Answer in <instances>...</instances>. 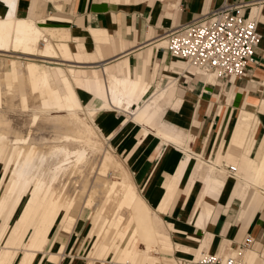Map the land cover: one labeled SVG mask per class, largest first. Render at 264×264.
<instances>
[{"label": "bare ground", "instance_id": "bare-ground-1", "mask_svg": "<svg viewBox=\"0 0 264 264\" xmlns=\"http://www.w3.org/2000/svg\"><path fill=\"white\" fill-rule=\"evenodd\" d=\"M22 1L9 0V3L21 7ZM12 14L0 18V156L3 158L12 148L0 181V246L3 244L0 264H14L20 250L23 255L17 264H35L43 249L53 245L52 231L58 218L69 220L70 216L71 224L74 223L72 210L84 204L92 207L95 213L102 212L99 225L103 232L106 231L117 200L124 210L116 223L110 248L122 241L117 252L120 263L174 264L176 248L169 236L154 234L146 224L145 202L128 172H123L121 177L110 175V168L122 170L123 167L112 149L106 146L111 141L119 149L127 132L135 128L146 131L145 125L152 126L165 141L181 145V136L172 125H158L161 104L177 91V81L168 76L164 86L152 90L157 75L146 74L147 62H140L138 79L131 77L127 60L123 66L126 75L122 79L110 75L106 79L96 66L89 72L72 64L65 67L62 61L87 63L97 60L83 53L71 42L69 31L59 26L71 20L54 13L47 18L35 16L34 20ZM168 38L159 42L164 50ZM148 54L150 56L151 52ZM52 67L59 69L65 90L53 88L50 82ZM176 67L197 75L185 61H172L165 70L175 71ZM206 79L211 84L218 81L212 74ZM80 92L89 94L91 101L84 104ZM116 109L117 115L106 126H97L95 120L100 115ZM116 125H122L118 133L114 131ZM259 125L256 114L243 110L234 127L221 130L222 133L234 131L231 146L238 148V156H227L238 166V177H233L237 176L235 166L234 170L226 171L225 174L233 176L229 175L225 182L211 176L218 170L214 161L208 163L200 158L198 167L209 165L210 189H217L218 184L224 183L229 192L238 189L244 214L253 216L258 212L264 217V153L260 155L264 152V135ZM191 159L187 153L180 173ZM106 198L110 203L103 208L102 200ZM44 201L46 216L43 218ZM133 224L137 229L127 240L124 231ZM142 226L145 232L140 235ZM30 230L33 233L25 243ZM139 238L143 240L140 248L136 246ZM263 247L257 242L252 249L244 248L240 253L243 257L246 255L244 260L248 264H264ZM152 248L162 255L150 254ZM60 250L63 252L64 247ZM59 263L56 255L47 259V264Z\"/></svg>", "mask_w": 264, "mask_h": 264}, {"label": "crops", "instance_id": "crops-1", "mask_svg": "<svg viewBox=\"0 0 264 264\" xmlns=\"http://www.w3.org/2000/svg\"><path fill=\"white\" fill-rule=\"evenodd\" d=\"M224 2L239 3L245 16L251 14L259 21L261 41L256 51L258 63L251 64L247 75L235 81L220 79L211 84L207 82L206 76H188L185 80L182 79V88L178 87L175 93L163 100L161 117L158 120V125H172L181 136V145L165 141L160 134L155 133L152 126L145 125L146 131L140 132L141 130L135 128L127 132L120 141L119 149L111 146V141L106 146L108 150L112 149L123 167L122 170L110 168V175L121 177L123 172H128L130 181L145 202L146 224L151 231L156 235L169 236L176 248L175 253L182 256L195 255L196 258L202 255L203 249L220 255L236 254L233 247L247 235L256 238L264 236L263 215H258V212L253 216L244 214L238 189L229 192L226 183L218 184L217 189H210L209 165L198 167L200 158L208 163L214 161L218 170L211 176L215 180L225 182L229 175L233 176L225 174L228 169L225 160H221V154L226 155L224 150L231 147L234 131L222 133L221 130L228 126L234 127L243 110L256 114L259 130L264 135V0H23L21 7L15 3L10 4L9 0H0V18H7L11 12L16 17L28 20L30 17L34 20L35 16L47 18L54 14L69 18L70 22L61 23L59 26L69 31L71 42L77 44L83 53L93 55L97 60L87 63L62 61L63 65L66 67L72 64L75 68L80 66L88 72L91 67L96 66L106 79L107 75L124 78L125 60L133 79L139 77L140 62L148 63L146 74L157 75L159 63H162V50L165 51L159 42L168 37L165 35L177 26L219 9ZM148 52H151L150 56ZM171 62L168 60L164 67ZM50 70L53 88L65 90L59 69L52 67ZM76 90L78 91L77 86ZM80 96L84 104L91 101V96L87 93L80 92ZM116 111L117 109L100 115L95 120L97 126H106L117 115ZM124 113L131 116L126 111ZM102 121V124L97 123ZM121 128L122 125H116L114 131L118 133ZM10 152L12 148L8 149L3 158L0 156V181ZM187 153L192 159L180 173ZM227 153L238 156V148L233 147ZM263 153L260 152V155ZM220 162L225 163L224 167L219 166ZM232 165L237 168V176L233 177H238V166L235 163ZM102 202L104 208L110 200L106 198ZM123 210L120 200H117L114 213L110 215L111 224L104 232L99 225L102 212L95 213L92 207L85 204L72 210L71 215L75 217L72 224L70 216L69 220H63L60 216L53 227L51 240L54 241L62 230L71 233L76 226L74 236L68 242L65 240L58 245L60 253L67 249L71 251L69 257L60 262L90 264L92 261V264H96L94 261L99 260L100 264H124L120 263L117 254L122 247V241L119 240L110 248L116 234V223ZM75 211L78 213L75 214ZM91 211L95 213L94 216ZM45 216L46 201L42 210V217ZM89 218L93 221L89 238L94 239L87 262V257H84L86 253L78 250H81L83 228ZM143 228L145 227L142 226L139 230L140 235L145 232ZM136 229V224L125 229L127 240ZM32 233L33 230H30L25 243H28ZM99 240L101 241L96 249ZM257 242L264 246L263 242L256 241L255 244ZM142 243L143 240L139 238L136 246L140 248ZM62 246L63 252L60 250ZM50 248V245L48 249L44 248L42 253L47 254ZM263 250L264 247L262 253ZM149 253L162 255V252L154 248ZM175 253L173 257L176 259ZM58 254L51 252L45 256L48 260L52 255L60 259Z\"/></svg>", "mask_w": 264, "mask_h": 264}, {"label": "built area", "instance_id": "built-area-1", "mask_svg": "<svg viewBox=\"0 0 264 264\" xmlns=\"http://www.w3.org/2000/svg\"><path fill=\"white\" fill-rule=\"evenodd\" d=\"M239 6L226 5L202 15L168 35L165 51L196 70L199 76L215 75L217 80L235 81L247 75L248 67L258 63L256 51L261 35L258 20L247 17ZM234 170V168H232ZM251 247V242L246 243ZM223 257L202 252L199 258L174 264H248L240 256Z\"/></svg>", "mask_w": 264, "mask_h": 264}, {"label": "rangeland", "instance_id": "rangeland-1", "mask_svg": "<svg viewBox=\"0 0 264 264\" xmlns=\"http://www.w3.org/2000/svg\"><path fill=\"white\" fill-rule=\"evenodd\" d=\"M226 5H232V6H239L240 4L238 3V4H236V3H229V2H224V4L219 8V9H216V10H213V11H211V12H207V13H205V14H202V15H209V14H212V13H214V12H216V11H218V10H220L222 7H224V6H226ZM3 14V13H2ZM201 15V16H202ZM201 16H199L198 18H196V19H194L193 21H191V22H188V23H185V24H182V25H180V26H177V27H175V28H173L172 30H170L165 36H168L170 33H172V32H174V31H176V30H178L180 27H182L183 25H186V24H190V23H192V22H194V21H196L197 19H199ZM249 16H251V14H249L247 17H249ZM258 24H259V21H258ZM162 63H159V65H160V67H159V70H158V73H157V76H156V78H155V82H156V86H157V89L159 88V87H162V86H164L166 83H167V78H168V76H170V77H172V78H174L175 80L174 81H177V86L179 87V89H181L182 88V79L183 80H185V78L186 77H191V78H195V77H197V76H199V75H193V74H191V72L189 71V70H185V69H178V67H176L177 69L174 71H172L171 69H170V71L169 70H165V67H164V65H165V63L166 62H168V60H170V61H174V62H178V61H182V62H184V60H181V59H179V58H175V57H171V56H169V54L167 53V51H163L162 50ZM1 61V60H0ZM1 62H0V72H1ZM152 72H153V70H152ZM181 74H183V76H181ZM184 74H185V77H184ZM164 75V76H163ZM179 79V80H178ZM154 86V85H153ZM156 86H154L153 88H155V89H152V90H156ZM170 104H172V102L170 103ZM167 109V108H166ZM97 123H100V124H102L103 123V121L102 122H97ZM231 127V126H230ZM232 128V127H231ZM110 143V142H109ZM110 145L112 146V144L110 143ZM231 149H232V146L230 147V148H228L226 151L224 150V152H226V153H224V154H226V155H223V154H221V160H225V163H226V168L229 170V171H231L232 170V168H233V165H232V163L230 162V160H229V158H228V156H227V152H229V151H231ZM115 151L118 153V154H121L118 150H116L115 149ZM224 162H223V164H221V162H220V164H219V166L220 167H224V164H225ZM115 177V176H114ZM112 178H113V176H112ZM137 189H138V187H137ZM138 191H139V189H138ZM86 212H88L87 210H86ZM92 212V215L94 216L95 215V213L93 212V211H91ZM75 214H77L78 212H74ZM92 223H93V221H92V219L91 218H89V221L87 222V225L85 224V227L83 228L84 229V231H83V233H84V235H83V237H82V242H81V250H78V252H80V253H83V252H85L86 254H85V256L84 257H87V262H88V260H89V253H90V251L92 250V242H93V239H94V237L92 238V239H90L89 238V234H90V231H91V229H92ZM76 228V226L74 227V229ZM74 229L72 230V232L71 233H66L64 230H62L61 232H59V234H58V237L53 241V245L51 246V248H50V250H49V252L48 253H59L58 255L60 256V260H62L63 258H68L69 257V255L71 254V251L69 250V249H67V251H64L63 253H60L59 252V250H58V245H59V243L60 242H62V243H64L65 242V240L68 242V239L71 237V236H74ZM76 231H77V229H76ZM28 240V239H27ZM256 241H261V242H263L264 243V236H262V237H260V238H256V237H254V236H252V235H247V237H244L242 240H241V242H239L238 244H236L233 248H234V251L235 252H237L238 253V256H239V253L242 251V250H244V248L245 249H252V247L254 246V244H255V242ZM249 242H251V244H252V246L251 247H246L245 245H246V243H249ZM27 243V242H26ZM175 243V242H174ZM176 244V243H175ZM3 244L1 243V246H2ZM64 246H66L65 244H63ZM1 246H0V255H1ZM180 246V245H179ZM205 249H203L202 250V252H206V253H212V252H210V251H208V250H205ZM263 252H264V250H263ZM47 253V254H48ZM47 254H45V253H40L39 255H38V258H37V260H36V262H35V264H47V262H46V259H45V262H44V258L46 257L45 255H47ZM154 254H156L157 255V253L155 252ZM215 254H217V253H215ZM245 254V253H244ZM21 255H23V250H20V252H19V254H17V259L15 260V262H14V264H17V262H19V259L21 258ZM233 256H235L236 254H232ZM45 256V257H44ZM240 256H241V258H245V260H246V255L243 257V255H241L240 254ZM175 257H176V259H177V261H179V259L180 258H184V259H187V260H192V259H194V258H196V256L195 255H190V256H182L181 254H179L178 252H176L175 253ZM59 259V258H58ZM244 260V261H245ZM94 262H96V264H100V262L101 261H99V260H96V261H94ZM64 263V262H63ZM69 262H66V264H68ZM59 264H62V262H60ZM83 264H86V262H83ZM107 264H112V263H107Z\"/></svg>", "mask_w": 264, "mask_h": 264}]
</instances>
